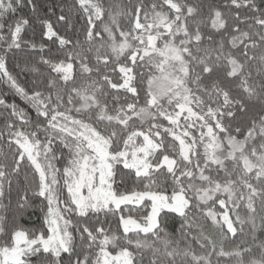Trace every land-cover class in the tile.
<instances>
[{
  "label": "snow or ice",
  "instance_id": "snow-or-ice-1",
  "mask_svg": "<svg viewBox=\"0 0 264 264\" xmlns=\"http://www.w3.org/2000/svg\"><path fill=\"white\" fill-rule=\"evenodd\" d=\"M29 6L38 10L34 0H0V83L36 113L33 120L0 96L8 113L0 127L7 148L0 149V210L15 180L17 214L31 207V192L43 219L39 229H9L0 214V264H264L257 235L264 233V0L210 5L207 35L200 8L185 0L128 8L75 0L84 41L40 19L44 38L72 50L60 60L41 56L55 76L33 80L30 90L8 66L22 46L45 49L22 37L30 18L18 13ZM57 22L71 26L66 14ZM93 48L90 62L84 53ZM73 61L87 83L77 84ZM65 150L67 164L57 168ZM117 165L143 190L114 187L124 183ZM169 219L180 221L175 235Z\"/></svg>",
  "mask_w": 264,
  "mask_h": 264
},
{
  "label": "trees",
  "instance_id": "trees-1",
  "mask_svg": "<svg viewBox=\"0 0 264 264\" xmlns=\"http://www.w3.org/2000/svg\"><path fill=\"white\" fill-rule=\"evenodd\" d=\"M35 3L38 4V10L33 13L31 11V7H25L20 10L18 15H23L25 17L30 18V24L29 26H26L25 30L22 32V37L24 40H32L35 42L38 46L40 44L45 45V49L43 52L39 50V47L37 49H31L28 47H23L20 51L15 52L14 55H10L8 60V66L10 71L13 72L14 75H17V78L22 86H24L26 89H31L32 87V81L38 80L42 76L52 75L55 76V73L51 72V69L47 65H43L40 63V57L44 56L46 58H50L53 60H60L65 59L64 51H71L72 48L69 46L67 49L61 50L58 41L55 40H48L42 36L43 27L40 24V19L47 18L50 19L53 23L54 30H56L60 35H64L66 38H70L73 40L79 39L81 42L84 41V28H85V19L83 17L82 12H79L75 7H73L75 0H34ZM137 0H103V4L105 8H108L110 6H114L116 4H120L124 8L131 7L133 4H135ZM146 4L150 3L151 0H144ZM187 3L193 4V6H198L200 8V15L196 17L198 20H204V24L201 25V30L204 34H212L214 32L213 29H211V21L209 17V6L210 5H218L223 3V0H185ZM63 7L64 11L61 12V8ZM49 9H52L50 12ZM69 9L71 11L69 12ZM167 11V8L164 9ZM61 14L69 15L70 17V24L64 23V22H57V17ZM122 24L127 23V18H122L121 20ZM219 39V37H216ZM98 43V42H97ZM158 41V45H159ZM89 47L88 44H84V48L87 49ZM105 49L101 50V53H105ZM85 55L88 56L90 62H94L95 58V48H93V52L88 53L85 52ZM67 62V61H66ZM19 64L20 67L17 68L16 65ZM35 67L38 69V72L40 76L37 75V73H34L30 71L29 69L31 67ZM73 74L76 77V81L78 85H83L87 83L90 79L88 76L81 75L78 72V63L73 61ZM21 69H25L24 71H21ZM142 71L145 72L146 76L149 72H155L154 68H143ZM145 76V79H146ZM95 79H99V77H91ZM113 81L117 82V76L113 74ZM191 86V85H190ZM122 97L124 96L123 91L119 93ZM0 96H3V98L8 103H15L19 108L24 109L27 114L35 120L36 113L35 110L28 105L26 101H24L19 95H17L13 90L9 89L6 84L0 83ZM130 97V94H129ZM144 103V92L143 90L140 91V104ZM167 106V105H166ZM8 113L4 110L2 106H0V127H3L4 119L2 117H7ZM162 123L167 125V121L161 120ZM136 127H140L139 121L136 122ZM147 126H144L143 130H146ZM193 135H197V132H193ZM242 138V137H240ZM141 140V138H138L137 142ZM166 142H172V137H167ZM178 145V142H176ZM0 149H3V151H7V148L0 144ZM199 152H203V147L200 146L198 148ZM67 155L65 150V157L64 159L57 160V166L58 168H63L67 164ZM29 173L31 172L30 169H28ZM124 176V183H118V185H114V187H117L119 191H132V190H143L142 185L137 183L134 180V173H130L129 170L124 169L122 165H117V181H119L120 176ZM20 179H23V174H21ZM147 181H145L146 183ZM164 187L168 188V191H171L170 185H165ZM64 194L66 195V189H64ZM30 197V204L31 207L28 208L26 212L23 213V215L17 214V193H16V183L14 180L13 183V191L11 193V202H9V199L6 197L3 200V204L5 205V208L3 210H0V214H3L7 219V226L9 229L12 228L13 224L19 225L25 229L28 230H35L39 229L42 224L43 219V212L41 211V202L40 199L32 198L31 192H29ZM224 198V197H221ZM209 206H211V202L209 203ZM215 210L217 212H222L224 209H221L220 206L217 204L215 206ZM46 211V208H45ZM259 211V209H258ZM146 214V212H145ZM231 214V213H230ZM245 212L241 210V215H244ZM180 221L178 219H169L167 222V228L170 233L176 234V230L179 228ZM115 227V225H113ZM204 227L207 230V233L212 235L214 238H219L217 234V230L213 227H210L208 223L204 224ZM257 235L264 239V233H257ZM5 241L3 238H0V244H3ZM193 249L197 252V254L200 253L201 249H199L198 245L193 243ZM111 250V249H110ZM220 264H228L227 260L220 261Z\"/></svg>",
  "mask_w": 264,
  "mask_h": 264
},
{
  "label": "rangeland",
  "instance_id": "rangeland-1",
  "mask_svg": "<svg viewBox=\"0 0 264 264\" xmlns=\"http://www.w3.org/2000/svg\"><path fill=\"white\" fill-rule=\"evenodd\" d=\"M157 43H158V42H157ZM197 135H199L198 132H197ZM141 140H142V138H141ZM141 140H139L138 143H139ZM55 164H56V167L58 168V166H57V162H55ZM61 182H62V181H61Z\"/></svg>",
  "mask_w": 264,
  "mask_h": 264
}]
</instances>
